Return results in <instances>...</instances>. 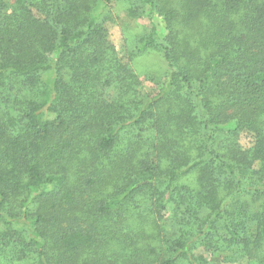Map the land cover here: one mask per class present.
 I'll use <instances>...</instances> for the list:
<instances>
[{
  "label": "trees",
  "instance_id": "16d2710c",
  "mask_svg": "<svg viewBox=\"0 0 264 264\" xmlns=\"http://www.w3.org/2000/svg\"><path fill=\"white\" fill-rule=\"evenodd\" d=\"M239 261L264 264V0H0V264Z\"/></svg>",
  "mask_w": 264,
  "mask_h": 264
},
{
  "label": "rangeland",
  "instance_id": "374dc122",
  "mask_svg": "<svg viewBox=\"0 0 264 264\" xmlns=\"http://www.w3.org/2000/svg\"><path fill=\"white\" fill-rule=\"evenodd\" d=\"M122 3H112L109 7L98 10L103 11L102 18L108 32V39L115 48L119 58L127 64L139 77L142 82V92L153 94L158 89L155 83L163 81L166 69L165 63L160 54L153 50L138 52L135 48V38L145 32L148 28V20L144 17L128 20L123 11ZM128 38L129 40H127ZM240 144L249 147V139L241 135ZM171 205L163 213L165 218L171 214ZM238 264H243L241 261ZM226 264V263H225ZM227 264H233L231 262ZM236 264V263H235Z\"/></svg>",
  "mask_w": 264,
  "mask_h": 264
}]
</instances>
